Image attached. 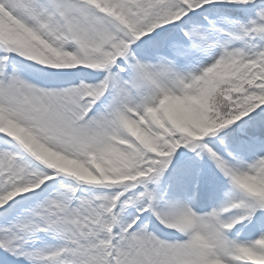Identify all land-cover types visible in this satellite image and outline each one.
<instances>
[{
	"label": "snow or ice",
	"instance_id": "6c2138e0",
	"mask_svg": "<svg viewBox=\"0 0 264 264\" xmlns=\"http://www.w3.org/2000/svg\"><path fill=\"white\" fill-rule=\"evenodd\" d=\"M0 264H264V0H0Z\"/></svg>",
	"mask_w": 264,
	"mask_h": 264
}]
</instances>
